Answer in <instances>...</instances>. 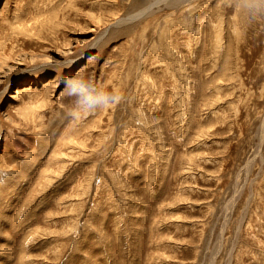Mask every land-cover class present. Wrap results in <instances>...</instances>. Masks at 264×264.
<instances>
[{
	"label": "rangeland",
	"instance_id": "1",
	"mask_svg": "<svg viewBox=\"0 0 264 264\" xmlns=\"http://www.w3.org/2000/svg\"><path fill=\"white\" fill-rule=\"evenodd\" d=\"M0 264H264V5L0 0Z\"/></svg>",
	"mask_w": 264,
	"mask_h": 264
},
{
	"label": "clouds",
	"instance_id": "2",
	"mask_svg": "<svg viewBox=\"0 0 264 264\" xmlns=\"http://www.w3.org/2000/svg\"><path fill=\"white\" fill-rule=\"evenodd\" d=\"M258 2L264 5V0H258ZM66 87L73 93L79 94L83 89V85L75 78H69L65 81ZM87 106L89 109H94L99 105L108 106L112 103H116L119 100V93L115 92H103L99 95L86 94Z\"/></svg>",
	"mask_w": 264,
	"mask_h": 264
},
{
	"label": "bare ground",
	"instance_id": "3",
	"mask_svg": "<svg viewBox=\"0 0 264 264\" xmlns=\"http://www.w3.org/2000/svg\"><path fill=\"white\" fill-rule=\"evenodd\" d=\"M218 35L219 34H221V33H217ZM221 38V37H220ZM220 40V39H219ZM217 42V41H216ZM219 42V41H218ZM177 99V98H176ZM179 100H181V99H179ZM183 100V99H182ZM182 102V101H181ZM142 116V115H141ZM139 119V118H138ZM145 121V120H144ZM143 123V122H142ZM138 124H140V123H138ZM137 126V125H136ZM182 138V137H181ZM116 177V176H115Z\"/></svg>",
	"mask_w": 264,
	"mask_h": 264
}]
</instances>
